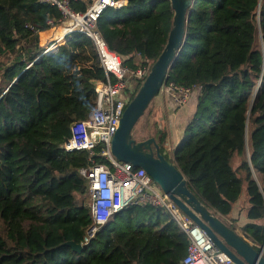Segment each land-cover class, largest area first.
<instances>
[{
	"label": "trees",
	"instance_id": "trees-1",
	"mask_svg": "<svg viewBox=\"0 0 264 264\" xmlns=\"http://www.w3.org/2000/svg\"><path fill=\"white\" fill-rule=\"evenodd\" d=\"M86 4L69 7L82 12ZM171 20L168 0H125L103 9L95 25L107 49L133 71L156 60ZM60 23L49 3L0 0V264H179L186 238L151 207L114 214L81 245L93 227L87 183L78 175L87 154L62 146L69 126L94 108V84L104 74L92 42L76 32L47 54H20L39 45V37L27 35ZM131 83L129 102L141 84ZM166 83L196 88L193 114L171 156L148 107L139 141L152 138L200 204L256 252L263 246L264 259V0H194ZM99 152L98 146L94 163L106 164ZM235 204L248 221L239 228L231 218Z\"/></svg>",
	"mask_w": 264,
	"mask_h": 264
},
{
	"label": "built area",
	"instance_id": "built-area-1",
	"mask_svg": "<svg viewBox=\"0 0 264 264\" xmlns=\"http://www.w3.org/2000/svg\"><path fill=\"white\" fill-rule=\"evenodd\" d=\"M54 5L60 12L61 22H66L60 38L47 41L41 49L47 54L63 44L64 36L76 32L90 40L94 46L99 66L104 74V82L94 84L96 96L94 108L85 119L69 126V138L63 144L65 152H85L88 166L80 168L78 175L88 187V210L93 224L81 245L87 244L96 228L103 226L116 213L129 207H151L162 210L185 236V255L179 264H232L225 254L217 250L205 234L181 213L175 205L141 169L115 161L110 153V141L118 126V121L133 93L131 80L142 82L149 68L129 70L122 67L121 58L109 51L96 29V20L106 7L117 8L125 0H39ZM86 1L84 11L70 9V2ZM32 32L25 28L24 32ZM31 37H39L44 42L43 32H34ZM38 38V40H39ZM196 88L185 89L171 83H163L158 94L167 97L174 108L185 106L194 96ZM100 147L99 156L106 164H96L94 150Z\"/></svg>",
	"mask_w": 264,
	"mask_h": 264
},
{
	"label": "water",
	"instance_id": "water-1",
	"mask_svg": "<svg viewBox=\"0 0 264 264\" xmlns=\"http://www.w3.org/2000/svg\"><path fill=\"white\" fill-rule=\"evenodd\" d=\"M168 1L172 20L165 44L133 99L124 108L110 141L109 153L115 161L143 170L175 207L188 217L232 264H264L261 256L263 246L256 252L204 208L187 189L182 174L158 153V147L152 138L139 142L131 138L136 123L152 99L157 96L161 85L166 82L167 73L172 68L185 39V28L194 0ZM64 246L75 253H80L83 249L72 242H67Z\"/></svg>",
	"mask_w": 264,
	"mask_h": 264
},
{
	"label": "crops",
	"instance_id": "crops-1",
	"mask_svg": "<svg viewBox=\"0 0 264 264\" xmlns=\"http://www.w3.org/2000/svg\"><path fill=\"white\" fill-rule=\"evenodd\" d=\"M60 28L63 27H59L55 31L49 30L48 32L44 33V38L48 39L46 41H52L53 39L60 38L63 35V32L61 34L58 33ZM18 34H16L14 37H17ZM27 37H29V35ZM40 46L41 48H39ZM40 46H37V49L41 50L43 46ZM194 104L195 98L192 97L185 106L181 108H174L171 101L167 97H164L160 94H157V96L154 97L149 103L148 111L150 119L157 124L159 129L164 130L166 133L165 154L167 156H171V152L178 143L185 125L190 120L194 111ZM261 181L264 183V175L261 177ZM231 218L232 220H235L236 228H239L248 222L245 217L244 209L241 210L240 204L234 205Z\"/></svg>",
	"mask_w": 264,
	"mask_h": 264
},
{
	"label": "rangeland",
	"instance_id": "rangeland-1",
	"mask_svg": "<svg viewBox=\"0 0 264 264\" xmlns=\"http://www.w3.org/2000/svg\"><path fill=\"white\" fill-rule=\"evenodd\" d=\"M59 27H63V28H65L66 27V22H61L59 25H58ZM58 26H55L54 28H52L51 29V31L52 30H56L57 28H59ZM53 31V32H54ZM27 35V34H26ZM28 36V35H27ZM14 38H16V37H11V38H9L8 39V42L11 40V39H14ZM27 38H31L30 36L29 37H27ZM47 38V37H46ZM45 40H48V39H45ZM38 42H39V45H38V47L40 46V45H42L43 47L45 46V44H46V42L47 41H42L41 40V38H39V40H38ZM255 44H256V46L257 47H260V38H259V34H258V32L256 31V35H255ZM42 47V48H43ZM14 48V47H13ZM39 48H41V46L39 47ZM14 50L18 53V51L14 48ZM38 51H40L39 49H37V47L33 50V52H29V53H20V54H23V55H25V56H27V55H29V54H33V53H36V52H38ZM142 125V120L140 121H138V123H137V125L135 126V129L137 130L136 131V134L134 133L133 134V139L137 142V141H139L141 138H142V136H143V134L142 133H140L139 131H141V126ZM247 132V131H246ZM146 135V134H145ZM164 154H165V152H164ZM260 183H262V182H260Z\"/></svg>",
	"mask_w": 264,
	"mask_h": 264
}]
</instances>
